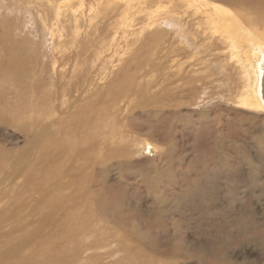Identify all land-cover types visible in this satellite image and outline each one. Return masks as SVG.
I'll use <instances>...</instances> for the list:
<instances>
[{"label": "rangeland", "instance_id": "obj_1", "mask_svg": "<svg viewBox=\"0 0 264 264\" xmlns=\"http://www.w3.org/2000/svg\"><path fill=\"white\" fill-rule=\"evenodd\" d=\"M45 1L46 0H0V154H3V157H0V187L2 190L0 192V199L2 194L6 199L8 198L7 194L9 192H11L10 194L12 195V191H14L13 188L19 189L20 196L23 197L27 194H32L28 191L27 187L30 177L28 176V178L26 177L27 179H24L26 175H24V173L29 174L33 172L32 174H34L36 170H38L36 169L37 165H43V161L58 148V143H55L57 142L56 137H48L47 135L43 138L45 147L34 149L27 146L29 147L27 148L26 140L28 135H31V132L23 130L20 116H27L34 110L35 114H37L38 111L44 112L42 114L38 113V115L41 119L45 116V118L48 117L47 120L49 119L56 122L55 126H59L61 131H59L58 137L62 136L67 131L66 128H62L60 125V117L56 109L53 113L50 111L49 106L44 110V108L49 105L45 99L47 92L53 96L56 91V85L58 84L55 78L56 75L53 74L51 76V73H54V71H51L52 69H57L62 73L69 68L71 69V72L67 73V75L64 73L60 75V79L62 80L60 81L65 89L66 86L72 85L70 83L73 82L74 76H76L80 82L83 81L86 75L89 74L88 66L90 62L92 65L90 70L93 72L94 76L97 78L104 77L106 70L112 65V59L117 58V55H122L123 61L121 60V62L125 63L127 60L125 64L130 72V74L128 73L124 76L123 80H130L134 84V92L130 93V98L132 99L131 104L140 101L146 103L147 101L145 99L139 97L142 92L141 89L145 91V94H150V91L146 90L144 86L157 90L158 86H156V83L158 85L160 84L157 81L158 76L169 74L167 71L170 73L172 72V69L169 68L162 70L161 73L155 72L150 74L149 72H152L153 69L145 67L146 69L143 68L141 71L143 76L140 75L141 77L136 79L132 75H138L137 71L139 68L135 69L133 67L134 65H132L130 61L129 56L131 55L129 52L135 51L137 47L140 46V42H136L133 46H128V48L125 46L124 41L115 42V40L101 38L98 34V31L101 30L99 29L97 31V26L102 24L104 28L106 26L105 30L113 37L114 30H109V24L114 21V19L121 22L128 12H133V9H129L127 0H111V3L108 0H77L73 3L74 5L61 9L60 12L63 13H60V16H56L54 10L47 5ZM49 1L55 2L56 6V3L60 1V3H67L69 0ZM136 1L137 0H133L132 5L135 6ZM191 1L192 3L194 2V0H142L141 3L145 6L146 12H149L148 7H150V14H154L158 11L156 14L157 19L156 17L145 18V16L144 19L142 16L144 13L129 15L125 22L130 20L129 24L132 26L133 21L131 17L133 15H140L134 22L135 25L133 28H135L136 31H134L131 37L135 36V34H139L141 37H148V34L151 33L155 27H158L155 33L164 31L160 25L161 22L164 21V24H166L171 31L166 37L175 39L177 41L176 46H182L178 49V53H181V55L184 54V56L186 54V57H188L190 55L188 50L196 48V45H207L209 42L207 38L200 36V32L195 29L199 22L198 18L200 14L198 15L194 12V6L189 4ZM170 2L176 5L179 12L182 13L181 15H177L179 16L178 20L174 19L176 16L168 15V12H174V10L171 8L170 10L165 9ZM213 2L227 7L231 6L230 8L244 23V20L249 21L245 23L248 28H252L251 30L254 33L257 32L264 37V22L259 17H256L253 9L249 13L248 9H245L246 7L242 8L240 4H236L233 1L230 2V0H210L208 4L212 5ZM158 3L160 4L157 5ZM208 9L209 6L206 7L205 12ZM243 10L244 12H242ZM247 12L249 14H247ZM250 16L252 18H250ZM75 22L77 23L76 25ZM142 23L145 24L143 29L139 25ZM191 32H195L197 36L192 37V34H190ZM122 36L127 37V34L125 33ZM98 40V44L110 49L115 48L116 45V52H114V50L107 51L100 48L97 46ZM153 40L154 38L148 40L145 43L146 46H150ZM214 40L218 43L217 39ZM131 47L132 50L130 51L129 49ZM199 49H202V47H198L197 50ZM139 51L142 52L141 55L146 57V52L143 49ZM151 51L154 56L161 55L158 49H152ZM64 53L68 54L70 57L68 58V55H64ZM210 53L211 55H209V58L211 59L214 53L212 51ZM53 54H55L54 56H56L58 63H53ZM196 56V58H198V54ZM186 57L178 59V63L181 66L188 64V67H190V61ZM185 59L186 63L183 65ZM203 60L204 59H202V62H199L202 67L203 63L209 64L207 59H205L204 62ZM156 61L155 59V62ZM70 63H72V67ZM209 66L215 70L216 73H214V76L216 77L209 75V79L205 80V73H203L202 80H197L196 78L193 82L195 85H198L200 89L201 84L202 86L207 85L206 94H200L198 90V93H195V97L193 98L189 86L180 87L176 89L178 92V96L175 99L176 106L169 102L171 101L170 98L165 97L162 102L165 104V112L158 116L157 119H155L151 113L143 116L142 113H138L141 112V109L134 108V106H132L130 111L125 115L123 114L124 111H118L120 114L116 117L119 129L123 131L121 134L126 138L124 145L121 146L120 152L116 154V156L118 157V155H120L125 159L129 158L130 160L138 162L139 165L145 163L146 158L140 155L136 143L140 141V136L149 138L147 135L146 137L144 136V132L152 130L153 135L151 139H155L160 144L164 143L166 147L169 145L170 148L167 147L169 153H163L164 150H159L151 161L153 164L157 165L149 166L156 168L164 167L166 169L170 167L171 170L176 169V174L173 178L175 179L176 177L179 186L173 184L174 191L167 194L159 191V195H152L150 186L147 183L145 184L135 177H126L122 180H118V183H113L112 180L110 186L104 189V191H106L105 197L115 196L118 201V206H114L113 209L119 212L117 218L123 220L131 230L135 229L139 231L143 241L149 238H155V253L142 246L133 245L136 250L140 249L144 254H149L148 256L150 259L154 256L155 259L162 258L164 264H247L248 262L253 264L258 262L259 264H264V145L259 144L258 138V136L261 137L264 134V127L258 126L261 120L264 121V114L251 112V124H249V121L243 120V124L239 126V122L242 118L248 117L240 115L243 111L235 106V100L228 99L226 98L228 96L222 94L221 90H224V87L222 88L218 73L214 66ZM118 69L119 67L115 68V70ZM236 83L238 86L239 81L237 78ZM109 85L110 82L101 89L103 93L107 91ZM162 85L163 83L160 84L159 87H162ZM48 86H50L49 91ZM171 86H178V83L175 82L171 84ZM171 86L168 85L166 87L171 90ZM135 88L137 90L136 92ZM137 93L138 95H135ZM146 104L148 108L151 107L150 102ZM169 105H172L171 108L177 109V114L171 113L169 115L168 111L171 109ZM85 109L86 108H84V111H86ZM88 109L92 110L94 108L88 106ZM134 111L136 114L134 116H141V119H134L133 116H128L129 113L134 114ZM90 112L95 114L94 111ZM35 114L32 113L28 116L31 117ZM172 114H176L177 116ZM35 117L37 118L36 115ZM82 117L83 115L80 114L77 115L76 119L82 120ZM176 117H183L186 120V122H184L185 124L180 120H174ZM66 119L68 120L69 117H66ZM96 121H93L95 123H86L89 128L85 126L80 130H85L88 133V135L86 134L87 136H92L93 129L100 131V120ZM42 122L45 124L44 120H42ZM247 126L250 127V129H247ZM106 127L109 130V125ZM91 128L92 131H90L92 133L88 132ZM192 128L194 130H192ZM115 130L118 131V129ZM51 138L54 141L51 142ZM129 139L131 145H128L127 148V141ZM225 142L229 143L231 146L225 145ZM234 143L236 147L240 145V153L235 152ZM217 144L222 145L218 148L216 146ZM211 145H214V148ZM22 147L24 149H22ZM164 148L165 147H163V149ZM31 152L35 155V161L34 165L30 166ZM84 154L86 157L92 159V153H87L86 150ZM168 156H170V159H168ZM223 156L226 159L225 164L218 162V158H223ZM164 157L167 158V162L163 161ZM183 158H185V161L179 163ZM194 158L201 159L204 162H197ZM18 159H20V165L17 164ZM51 159L45 162L48 165H53ZM113 159L111 158L108 162H115V159ZM5 165L9 168H6ZM209 165L211 168H209ZM54 166L56 165H53L52 169L49 167L51 171L54 169L56 170L59 166L60 171L69 168L66 165H57V168ZM16 168H21L22 171L20 172V176L19 174L17 176L15 175L17 171ZM183 169L187 172L183 171ZM2 171L4 173H2ZM123 172H126V170L123 169ZM21 174L23 176H21ZM11 175L14 178H12ZM91 178L93 179V184L96 183L98 177L92 176ZM8 179H10V182L7 181ZM22 179L25 180V183H21ZM36 179L39 178L36 177ZM160 179L172 181L171 177L168 176H163ZM152 181H155V178H152ZM8 182V187L12 188L6 187L3 190L4 184L7 185ZM15 182L18 184L17 187L14 185ZM225 183H229L231 187H242L241 201H238V205L242 204L240 213L243 223L240 226L233 225L231 221L232 213L229 211L227 214L226 212V207L228 205L227 198L221 193V190L224 191L227 187ZM187 187H190L188 194L185 191ZM13 196H11L9 202L16 203L18 197L16 198L17 195ZM125 203L129 204V206L127 207ZM108 207V202L104 199L100 204V208L106 210ZM0 209L3 211L2 207H0ZM4 210L6 212L10 211L9 213H11L12 208L7 206ZM17 211L18 213L21 212L19 209H17ZM99 212L100 211H98L97 214H99ZM214 212H218L219 214L215 215ZM11 222L8 221V218L0 220V264L18 263L14 257H3L4 251L15 241L14 236L11 235V231L19 227L18 223ZM88 226L87 232L81 228L75 236L65 240L62 244H59V246L54 247V250L49 253L50 257L48 256V260L51 262L50 264H128L132 261L131 258L120 260V255L126 252L123 245L117 246L115 250L116 257L104 258V256H102L100 259L98 258L97 255L107 253L108 251L94 250L93 253L84 252V248L94 239V231L97 229L95 225ZM58 227L60 228L59 224ZM37 229L38 231L41 229L42 234H46V225L44 227L38 226ZM32 231L33 228L30 227L25 233L29 234ZM92 232L94 235L88 237ZM15 233L18 234L17 232ZM54 233L57 232L54 230ZM73 238L74 240L71 244L70 240ZM49 240L51 241L52 239L49 237ZM67 243H69V245L65 246ZM51 245L53 246L54 243H51ZM189 245L218 248L225 254L223 259L229 262L222 263L220 260L221 258H215L209 253L185 252ZM26 246V248L25 246L23 248L26 254H21L23 258L28 257L26 260L28 264L38 260L39 257L42 259L44 258L43 254L41 256L38 254V249H34L36 248L34 241ZM90 255L98 260H92L91 258L89 260L88 257ZM11 258L12 260H10ZM79 258H82L83 261L78 262ZM99 260H101V262H97Z\"/></svg>", "mask_w": 264, "mask_h": 264}, {"label": "bare ground", "instance_id": "obj_2", "mask_svg": "<svg viewBox=\"0 0 264 264\" xmlns=\"http://www.w3.org/2000/svg\"><path fill=\"white\" fill-rule=\"evenodd\" d=\"M76 1L77 0H69L67 3H60L61 2L60 1L56 3V6H55V2L49 0H46L45 3L54 10L56 16H60V13H63L60 12L61 9L74 5L73 3H75ZM108 1H110L111 3V0ZM132 1L133 0H127V3L129 5V9H133V12H128L121 22H118V20L114 19V21H112L109 24L110 27L109 30L111 29L114 30L113 37L109 32L105 30L106 26L104 28L102 24L100 26H97V31L99 29L101 30L98 31V34L101 36V38H107L113 41L115 40V42L124 41L126 47L133 46V44H135L136 42L138 43L140 42L139 44L140 46H138L135 51L129 52L131 55L129 56L130 61L132 62V65H134L133 67L135 69L139 68V70L137 71L138 75L131 74L136 79L141 77L140 76L142 75L141 71L145 67H150L153 69L152 72H149L150 74H153L155 72L161 73L162 70H166L169 68L172 69V72L170 73L169 71H167L169 74H162L158 76L157 81L160 84L163 83V85L162 87H159L160 84L158 85L156 83V86H158L157 90H153L148 86H144L146 90L150 91V94L148 93L145 94V91L141 89L142 92L140 93L139 97L151 103V107L149 106L150 108H148V105L146 104L147 102L145 103L140 101L138 103L136 102L135 104L134 103L131 104L132 99L130 98V93L134 92L133 90L134 84L130 80H126V81L123 80L124 76L128 73L130 74V72L125 64L127 63V60L125 61V63L121 62V60L123 61V57H121L122 55L116 54L118 57L112 59V65L108 68V70H106V74L104 75V77L97 78L94 76L93 72L90 70L92 66L90 62V65L88 66L89 74L86 75L83 81L80 82V80L76 76H74L73 82L70 83L72 85L68 87L66 86L65 89L62 86L63 84L61 83L62 80L60 79L61 77L60 75L63 73L67 75V73L71 72V69L70 68L67 70L64 69L65 71L63 73L61 71H58L57 69L51 70L54 71V73H51V76L53 74L56 75L55 78L57 79L58 84L56 85L55 88L56 91L55 92L53 91L54 92L53 96L48 94L47 92L45 99L49 105H47L44 108V110H46L47 107L49 106L50 111L53 113L55 112L56 109V112L60 117L59 123L62 126V128L67 129L66 133L58 137L60 129L59 126L57 125L55 126L56 122L49 119L47 120L48 117L45 118V116L43 115L42 116L44 118L41 119V117L38 115V113L42 114L44 112L38 111V113L35 114L34 113L35 110L31 111L28 115L33 113L37 116V118L35 117V115L31 117L28 115L27 116L21 115L20 121L23 130L24 131L27 130V132H31V135H28L27 137L26 147L30 146L34 149L45 147V143L43 142V138L45 135H47L48 137L49 136L56 137L57 142L55 143H58V148L55 147L56 149L48 156V158L45 159V161L52 158L51 160L53 161V165L56 166L66 165L69 168L67 170L60 171V166L58 168L54 166L57 169L56 170L54 169L55 171L54 170L51 171L53 165H48L45 161H43L42 163L43 165L40 164L37 165L36 169L38 170H36V172L34 171L35 172L34 174H32L33 172L29 174L24 173V175L26 174L24 176L25 177L24 179H27L28 176L30 177L29 178L30 181L27 187H28V191L32 194H27L25 197H23L20 196L19 189L13 188L14 191H12V195L10 194L11 192L7 194L5 191L9 199L4 198L3 194L1 195L2 200L0 199L1 201L0 207H2L3 211L0 209V220H3L4 218H8V221L10 222L13 221L11 223L16 222L19 225V227L16 230L11 231V235L14 236L15 241L11 243L10 247L6 249L3 253V257H14L15 260H17L18 262L15 264H28V261H26L28 257L23 258L21 253L26 254V252L23 251L24 246L26 248L27 247L26 245H29L33 241L36 244L35 246L36 248L34 249H38L37 250L38 254L40 256L43 254L44 258L42 259L41 257H39L38 260L31 262V264H37V263L50 264L51 262L48 260L50 257L49 253H51L54 250V247L59 246V244H62L65 240H68L73 236H75L81 230V228L87 232L89 228L88 225H95L97 229L96 231H94L95 233L94 239L90 241L88 243V246L84 248V252L87 251L93 253L94 250L108 251L107 253L97 255L98 258L100 259V257L102 256H104V258L113 257V256L116 257L115 250L117 246L123 245L126 249V252L122 251L123 254L120 253L121 254L120 260H124L125 258L128 259L131 258L132 261H130L128 264H164L162 258L155 259V256L153 257L154 255L153 254L152 255L153 258L150 259V257L148 256L149 254H144L142 251H140V249L136 250V248L133 247V245L136 244L146 249H150V251L155 253L156 240L155 238L153 239L149 238L146 241L145 240L143 241L141 233L139 231L135 229L131 230L130 228H128L129 226L123 220L118 219L117 215L119 212L113 209L114 206H118V201L116 200L115 196L105 197L106 191H104V189L107 186H110L112 180L113 183H118V180H122L126 177H132V178L135 177L141 180L143 183L145 184L147 183L150 186V192L152 195H159V191H162L166 194L171 191H174L175 189L173 188V184L175 185L177 184L179 186V182L177 181L176 177L175 179L173 178V176H175L176 174V169L171 170L170 167L166 169L164 167L156 168L149 166V165H157L151 162L152 159L155 157V155L159 150H164L163 153H167V152L169 153L167 147L170 148V146L168 145L166 147L164 143L160 144L155 139L152 140L151 139V136L153 135L152 130H149L144 132L145 134L144 136L146 137L147 135L149 138H144L140 136V141L136 143L140 155L146 158L145 163L139 165L138 162L134 160H130L129 158L125 159L123 156L120 155H118L117 157L116 154L120 152L121 146L124 145L126 141V138L123 137V135L121 134V132L123 131L119 129L118 121L116 118L120 114L118 113V111L119 112L124 111L123 114L125 115L130 111L131 107L134 106V108L141 109L140 110L141 112L138 113H142L143 116L151 113L154 116V118L157 119L158 116H160L165 112L164 109L165 104L162 103L165 97L170 98L171 101L169 102H171L172 105L176 106L175 99L178 96V92L176 89H179L180 87L183 88L185 86L186 87L189 86L193 98L195 97V93H198V90L200 91V94H206L207 85L202 86L201 84V89H200V87L198 85H195L193 82L196 78L197 80H202L203 73H205L204 75L205 80L209 79V75L214 76V73L216 72L209 66L211 65L214 66V68L216 69L222 88L224 87V90H221L222 94L224 96H228L226 97L228 99L235 100V106L243 111L241 112L240 115H242L243 117H248V118H242V120L239 122V126L243 124V120H247V122L249 121V124H251L252 118L250 117H252V113L264 114V95H263L264 37L259 35L256 31H255L256 33H254L251 30L252 28L250 29L245 25L246 22L247 23L249 22L248 20H244L245 21L244 23L238 17V15L230 8L231 6L227 7L217 2H213L212 5H210L208 4L210 0H194L193 3L191 1V3L189 4H192V6H194L193 7L194 12L198 15L200 14L198 18L199 22L197 23L195 29L200 32V36L207 38L209 42L207 43V45L204 46L196 45V48L188 50L190 55L186 57V54L184 56V54L181 55V53H178V49H180L182 46L177 47L176 46L177 41L175 39L166 37L167 34L171 31L166 26V24H164V21H162L160 24L161 28L164 29V31L155 33L158 27H155L153 25L155 29L148 34L150 37L149 36L141 37V35L139 34H135V36L131 37L134 34V31H136L135 28H133L135 25L134 22L140 15H133L131 17L133 21V26L129 24L130 20L128 22H125V20L129 15L131 16L132 14L144 13L142 15L143 18L144 16L145 18H155L157 16L156 14L158 13V11H156L154 14H150V7H148L149 12H146L145 6L141 3L142 0H137L135 6L132 5L133 4ZM220 1H225V0H220ZM232 1L235 2L236 4H240L242 8L246 7L245 9H248L249 13L253 9L256 17H259L264 22V0H230V2ZM159 4L160 3H158L157 5ZM207 6H209V9L205 12ZM170 8L174 10V12H168V15L176 16L174 17V19L178 20L179 16L177 15H181L182 13L179 12L178 7L174 5L172 2L168 3V6L165 7V9L167 10H170ZM242 12H244V10ZM248 12L247 14H249ZM250 18L252 17L250 16ZM76 24L77 23L75 22V25ZM139 25L142 27V29L145 27L144 23ZM125 33L127 34V37L122 36ZM190 34H192L191 35L192 37L197 36L195 32L193 33L191 32ZM117 36L120 38H118ZM211 36H213L214 38ZM153 38L154 40L152 44L150 46H146L145 43ZM214 39H217L218 43H216V40ZM98 42L99 40L97 41V46H99L100 48L107 51L114 50V52H116L115 51L116 45L115 48L110 49L101 44H98ZM198 47H202V49L197 50ZM141 49H143L146 52V57L144 55H141L142 52L139 51ZM152 49H158V52L161 53V55L154 56L151 51ZM129 50L131 51L132 47ZM211 51L214 53V56H212V58L210 59L209 55H211L210 53ZM195 53L198 54V58H196L197 54ZM54 55L55 54L52 55V57H54L53 63H58V60H56V56ZM64 55H68V54L64 53ZM69 57L70 56L68 55V58ZM182 57H186L190 61V67H188V64L185 66H181L178 63V59ZM155 59L157 60L156 62ZM202 59H204L203 62L205 61V59H207L209 64L203 63V67H202L201 63H199L202 62ZM185 63H186V59L184 60L183 65ZM71 64L72 63H70V65ZM116 67H119L118 69L119 71L115 70ZM236 78L239 81L238 86L236 83ZM108 82H110L109 88H107V91L103 93L102 92L103 90L101 89L105 87ZM175 82L178 83V86H171V84ZM168 85L171 86V90L167 89L166 86ZM49 87L50 86H48V88ZM49 90L50 88L48 89V91ZM136 91L137 90L135 88V92ZM135 95H138V93ZM172 105H169L170 108L172 107ZM88 106L94 109L90 110L88 109ZM84 108H86L85 109L86 111H84ZM176 110L174 108L169 109L168 111L169 115L171 113H176ZM90 111H94L95 114H93ZM80 114L83 115L82 120L76 119L77 115ZM176 114H172V115L177 116ZM134 115H136L135 111L134 114L129 113L128 116L131 117L133 116L134 119H141L140 118L141 116H134ZM66 117H69V119L67 120ZM42 120L45 121V124H43ZM96 120L98 121L100 120L99 121L100 131L99 130L96 131L97 129L96 130L93 129V133H92L91 131L93 127L91 126L92 128L89 129V131L88 130L87 131L91 132L93 135L87 136L88 133L85 130H80L83 127L87 126L86 123L90 124V122L92 123L93 121ZM174 120H180L183 123L186 122V120L183 117L181 118L176 117ZM107 125H109V130L106 127ZM258 126L264 127V121L261 120V122L258 123ZM87 127L89 128V126ZM248 128L250 129V127L247 126V129ZM115 129H118V131H116ZM192 130L194 129L192 128ZM263 137L264 134L261 137L258 136L259 144L261 145H264ZM52 141L54 140L52 139L51 142ZM129 141L130 139L127 141V148L128 145L129 146L131 145ZM224 144L231 146L227 142H225ZM221 145L222 144H217L216 146L219 148ZM211 146H213L214 148V145ZM163 147L165 148L163 149ZM234 147H235L234 148L235 152L240 153L241 151L240 145L239 147H236L234 143ZM22 149L24 148L22 147ZM86 150L87 153H92V159L86 157V155L84 154ZM0 157L1 158L3 157L2 153L0 154ZM111 158L115 159V162L113 161L114 163L111 161L108 162V160H110ZM168 159H170V156H168ZM194 159L197 162L198 161L204 162L203 160L198 158H194ZM30 160H31L30 166L34 165L35 155L32 152H31ZM163 161L167 162V158L164 157ZM184 161L185 158L180 160L179 163H183ZM19 162L20 159H18L17 161L18 165H20ZM218 162H222L225 164L226 163L225 157L223 156V158L221 157L218 158ZM210 165L209 168H211L212 166ZM49 167H51V169ZM16 169L17 171L15 172L16 173L15 175L17 176L19 174L20 176V172L22 171L21 168L19 169L16 168ZM123 169H125L126 172H123ZM183 171L187 172L184 169ZM2 173L4 172L2 171ZM21 176L23 175L21 174ZM92 176L98 177L96 183L94 184H93V179L91 178ZM163 176L171 177L172 181L161 180L160 178H162ZM36 177L39 179H36ZM152 178H155V181H152ZM7 181L10 182V179H8ZM9 182L7 183V185L4 184L3 190L9 186ZM21 183H25V180L22 179ZM225 184L227 187L225 188L224 191L221 190V193L222 195H225L227 198L228 205L226 207L227 209L226 212L227 214L229 213V211L232 213L231 221L233 225L240 226L243 223V219L240 213L242 204L238 205V201H241L242 187L241 186L231 187L229 183H225ZM14 185L17 187L18 186L17 182H15ZM8 188H12V187H8ZM189 190L190 187L189 188L187 187L185 189L187 194ZM1 191L2 190L0 187V192ZM13 195L15 196L17 195L16 198L18 197L16 203L9 202L11 196ZM104 199L107 200L109 205L108 209L106 210H102L100 208V204ZM126 204L127 203H125V205ZM7 206L12 208L11 213H9L10 211L6 212L4 210ZM128 206L129 204H127V207ZM17 209H19L21 212L18 213ZM98 211H100L99 214H97ZM153 213H157V212H153ZM214 214L218 215L219 213L214 212ZM58 224L60 225V228L58 227ZM45 225L47 227V231L46 234H42L41 232L42 230L40 229V231H38L37 227L38 226L44 227ZM30 227L33 228V231L30 232L29 234L25 233V231ZM54 230L57 233H54ZM15 232H17L18 234H16ZM93 235L94 234L92 232L91 234H89L88 237H91ZM49 237L52 239L51 241L49 240ZM73 240L74 238L70 240L71 244L73 243ZM51 243H54V245L52 246ZM68 245L69 243H67L65 246ZM185 252L188 253L200 252L204 254L209 253L215 258L218 259L221 258L220 260L222 263L229 262L228 260L223 259L225 254L215 247L208 248V247L189 245L186 248ZM88 258L89 260L90 258L92 260H98L94 258L92 255H90ZM10 260H12V258ZM82 261H83L82 258L78 259V262H82ZM97 262H101V260ZM247 264H253V263L248 262ZM255 264H259V262Z\"/></svg>", "mask_w": 264, "mask_h": 264}, {"label": "water", "instance_id": "obj_3", "mask_svg": "<svg viewBox=\"0 0 264 264\" xmlns=\"http://www.w3.org/2000/svg\"><path fill=\"white\" fill-rule=\"evenodd\" d=\"M263 95H264V79H263Z\"/></svg>", "mask_w": 264, "mask_h": 264}]
</instances>
